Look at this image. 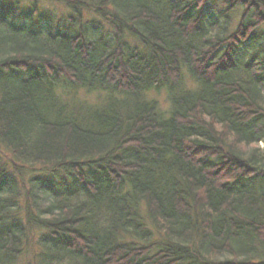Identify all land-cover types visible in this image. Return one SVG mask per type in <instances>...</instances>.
I'll use <instances>...</instances> for the list:
<instances>
[{
	"label": "trees",
	"instance_id": "16d2710c",
	"mask_svg": "<svg viewBox=\"0 0 264 264\" xmlns=\"http://www.w3.org/2000/svg\"><path fill=\"white\" fill-rule=\"evenodd\" d=\"M29 1H0V264H264V0H220L233 31L206 0Z\"/></svg>",
	"mask_w": 264,
	"mask_h": 264
},
{
	"label": "rangeland",
	"instance_id": "374dc122",
	"mask_svg": "<svg viewBox=\"0 0 264 264\" xmlns=\"http://www.w3.org/2000/svg\"><path fill=\"white\" fill-rule=\"evenodd\" d=\"M5 7H10L8 5L11 0H0ZM12 3V2H11ZM39 9L45 12L50 18L54 21H59L60 19L65 18L66 11L62 4L55 2V1H44L38 5ZM16 10V13L19 15L25 14L30 8L31 4L29 0H19L17 6H12ZM204 15H208L210 17H214L215 15H226L228 16V23L230 24L229 29L233 31L237 28L239 23V18L242 13L241 9H232L228 10L227 4L220 2V0H206L204 5ZM226 10V11H225ZM221 12V13H220ZM237 12V13H236ZM102 30L106 29L104 25H102ZM252 39V40H251ZM251 39L244 45H256L257 47H262L264 51V24L258 26L255 31L251 35ZM254 40V41H253ZM156 99L162 104L165 105V96L164 94H160L156 96ZM90 100L94 102L96 100V96L90 97ZM264 105V102H263ZM166 107V106H164ZM261 148L264 149V145L260 144Z\"/></svg>",
	"mask_w": 264,
	"mask_h": 264
}]
</instances>
